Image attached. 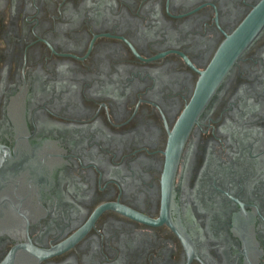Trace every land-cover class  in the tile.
Instances as JSON below:
<instances>
[{"label":"flooded vegetation","instance_id":"1","mask_svg":"<svg viewBox=\"0 0 264 264\" xmlns=\"http://www.w3.org/2000/svg\"><path fill=\"white\" fill-rule=\"evenodd\" d=\"M13 247L264 264V0H0V262Z\"/></svg>","mask_w":264,"mask_h":264},{"label":"water","instance_id":"2","mask_svg":"<svg viewBox=\"0 0 264 264\" xmlns=\"http://www.w3.org/2000/svg\"><path fill=\"white\" fill-rule=\"evenodd\" d=\"M211 72L210 71H206L204 73L203 79L200 82L199 88H198V92L196 94V96L193 99V102L191 104L192 107L196 106L197 107V111H199V109L204 105V103L206 102V100L210 97V95L212 94V91L215 89L217 83L220 81L222 73L219 74V76H217V78H214L213 80H211L210 77ZM184 137V135H183ZM177 153H175V156L173 158V161L171 163V170L168 172L167 175V194L166 196L170 195V191H171V182H172V176H173V171H174V166H175V162L177 159ZM15 249L16 247H13L10 252L3 258V260L0 262V264H13L14 263V257H15Z\"/></svg>","mask_w":264,"mask_h":264}]
</instances>
